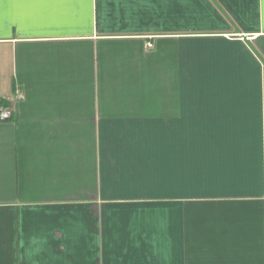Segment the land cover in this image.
<instances>
[{"label":"crops","instance_id":"crops-1","mask_svg":"<svg viewBox=\"0 0 264 264\" xmlns=\"http://www.w3.org/2000/svg\"><path fill=\"white\" fill-rule=\"evenodd\" d=\"M0 104V264H264V0H0Z\"/></svg>","mask_w":264,"mask_h":264},{"label":"built area","instance_id":"built-area-1","mask_svg":"<svg viewBox=\"0 0 264 264\" xmlns=\"http://www.w3.org/2000/svg\"><path fill=\"white\" fill-rule=\"evenodd\" d=\"M149 47L152 46L151 43L148 44ZM13 116V108L12 106H6L0 104V122L7 121L11 119Z\"/></svg>","mask_w":264,"mask_h":264}]
</instances>
